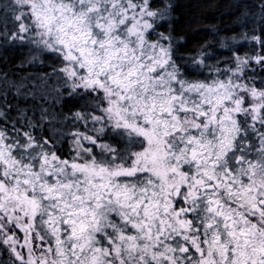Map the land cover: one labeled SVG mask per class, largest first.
Listing matches in <instances>:
<instances>
[{
  "label": "snow or ice",
  "instance_id": "snow-or-ice-1",
  "mask_svg": "<svg viewBox=\"0 0 264 264\" xmlns=\"http://www.w3.org/2000/svg\"><path fill=\"white\" fill-rule=\"evenodd\" d=\"M0 264H264V0H0Z\"/></svg>",
  "mask_w": 264,
  "mask_h": 264
}]
</instances>
